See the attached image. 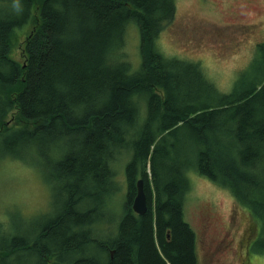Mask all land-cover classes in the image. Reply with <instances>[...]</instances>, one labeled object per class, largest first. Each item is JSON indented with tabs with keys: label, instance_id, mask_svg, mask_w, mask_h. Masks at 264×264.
<instances>
[{
	"label": "trees",
	"instance_id": "trees-1",
	"mask_svg": "<svg viewBox=\"0 0 264 264\" xmlns=\"http://www.w3.org/2000/svg\"><path fill=\"white\" fill-rule=\"evenodd\" d=\"M0 2L20 12L0 9V158L31 156L55 187L34 231L0 238L1 264L24 253L31 264H198L184 215L189 172L256 219L252 252L264 255V42L263 61L223 93L197 62L159 51L175 0ZM32 20L20 64L9 41ZM129 27L139 33L135 65ZM14 110L20 124L7 127ZM139 179L143 215L131 207Z\"/></svg>",
	"mask_w": 264,
	"mask_h": 264
},
{
	"label": "rangeland",
	"instance_id": "rangeland-1",
	"mask_svg": "<svg viewBox=\"0 0 264 264\" xmlns=\"http://www.w3.org/2000/svg\"><path fill=\"white\" fill-rule=\"evenodd\" d=\"M10 7L12 13L20 14L14 6L0 2V9ZM34 23L32 20L10 38V55L20 64L24 63L25 38ZM137 31L127 29L124 47L134 65L140 58ZM261 42H264V0H175L174 18L161 31L157 47L165 56L197 62L204 76L220 92L227 93L238 79L250 74L254 60L263 61L256 47ZM4 122L7 127L20 124L16 111L9 112ZM33 162L31 156L25 161L0 158V238L24 237L52 213L55 187ZM187 176L190 188L184 215L196 233L198 264H208L206 247L222 238L227 247L219 264H240L244 252L249 256L247 264H264V255L252 252L260 235L256 219L238 206L228 191L196 173L189 172ZM115 178L122 186L111 199L114 215L121 212L124 202L122 167H118ZM27 254L11 257L5 263L31 264Z\"/></svg>",
	"mask_w": 264,
	"mask_h": 264
},
{
	"label": "flooded vegetation",
	"instance_id": "flooded-vegetation-1",
	"mask_svg": "<svg viewBox=\"0 0 264 264\" xmlns=\"http://www.w3.org/2000/svg\"><path fill=\"white\" fill-rule=\"evenodd\" d=\"M203 228H206V224L203 225ZM225 247H227V245L224 244V238H222L220 241H217L215 245H208L205 249V255L207 257L208 264H219L220 259L224 257ZM248 259L249 256L247 255L246 252H244L242 259H240V264H247Z\"/></svg>",
	"mask_w": 264,
	"mask_h": 264
},
{
	"label": "water",
	"instance_id": "water-1",
	"mask_svg": "<svg viewBox=\"0 0 264 264\" xmlns=\"http://www.w3.org/2000/svg\"><path fill=\"white\" fill-rule=\"evenodd\" d=\"M146 202V196L143 191V182L139 179L136 182V192L131 204L133 212L137 215H143L147 210Z\"/></svg>",
	"mask_w": 264,
	"mask_h": 264
},
{
	"label": "bare ground",
	"instance_id": "bare-ground-1",
	"mask_svg": "<svg viewBox=\"0 0 264 264\" xmlns=\"http://www.w3.org/2000/svg\"><path fill=\"white\" fill-rule=\"evenodd\" d=\"M135 134V133H134ZM21 135V134H20ZM100 163V162H99ZM51 166V165H50ZM48 167V166H47ZM108 168V167H107ZM53 171V170H52ZM71 183V182H70ZM43 222V221H42Z\"/></svg>",
	"mask_w": 264,
	"mask_h": 264
}]
</instances>
